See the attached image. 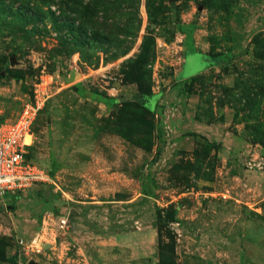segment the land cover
<instances>
[{
    "label": "rangeland",
    "instance_id": "374dc122",
    "mask_svg": "<svg viewBox=\"0 0 264 264\" xmlns=\"http://www.w3.org/2000/svg\"><path fill=\"white\" fill-rule=\"evenodd\" d=\"M36 92L0 264H264V0H0V124Z\"/></svg>",
    "mask_w": 264,
    "mask_h": 264
},
{
    "label": "built area",
    "instance_id": "2783aa9c",
    "mask_svg": "<svg viewBox=\"0 0 264 264\" xmlns=\"http://www.w3.org/2000/svg\"><path fill=\"white\" fill-rule=\"evenodd\" d=\"M44 101L45 96L36 92L13 120L0 124V198L51 180L47 170L29 156L35 141L32 124ZM64 221L60 219L62 224ZM36 241L33 238L30 245ZM19 243L24 245L22 240Z\"/></svg>",
    "mask_w": 264,
    "mask_h": 264
},
{
    "label": "trees",
    "instance_id": "16d2710c",
    "mask_svg": "<svg viewBox=\"0 0 264 264\" xmlns=\"http://www.w3.org/2000/svg\"><path fill=\"white\" fill-rule=\"evenodd\" d=\"M32 148H33V146H32ZM29 156H31V154H30ZM47 172H48V171H47ZM8 196H9V195H8ZM162 219H163V218H162L160 212H158L157 220H158V221H161ZM173 219H174V216H173V215H166V221H170V222H172ZM7 260L10 261V262H13V263H14V262H15V256H10V257L7 258Z\"/></svg>",
    "mask_w": 264,
    "mask_h": 264
},
{
    "label": "water",
    "instance_id": "95a60500",
    "mask_svg": "<svg viewBox=\"0 0 264 264\" xmlns=\"http://www.w3.org/2000/svg\"><path fill=\"white\" fill-rule=\"evenodd\" d=\"M27 264H37L35 261H33V260H29L28 262H27Z\"/></svg>",
    "mask_w": 264,
    "mask_h": 264
}]
</instances>
